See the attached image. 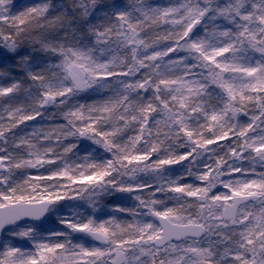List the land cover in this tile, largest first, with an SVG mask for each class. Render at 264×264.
I'll return each instance as SVG.
<instances>
[{"label":"snow or ice","instance_id":"1","mask_svg":"<svg viewBox=\"0 0 264 264\" xmlns=\"http://www.w3.org/2000/svg\"><path fill=\"white\" fill-rule=\"evenodd\" d=\"M0 264H264V0H0Z\"/></svg>","mask_w":264,"mask_h":264}]
</instances>
